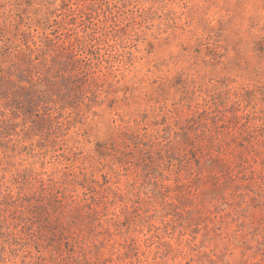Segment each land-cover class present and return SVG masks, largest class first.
Returning <instances> with one entry per match:
<instances>
[{
	"label": "rangeland",
	"instance_id": "1",
	"mask_svg": "<svg viewBox=\"0 0 264 264\" xmlns=\"http://www.w3.org/2000/svg\"><path fill=\"white\" fill-rule=\"evenodd\" d=\"M94 1L0 0L93 45L40 53L51 110L0 91V264H264V0Z\"/></svg>",
	"mask_w": 264,
	"mask_h": 264
},
{
	"label": "trees",
	"instance_id": "2",
	"mask_svg": "<svg viewBox=\"0 0 264 264\" xmlns=\"http://www.w3.org/2000/svg\"><path fill=\"white\" fill-rule=\"evenodd\" d=\"M94 2V0H77V8L70 11L74 13L76 11L83 17L87 14V7L94 4ZM56 37L58 41L47 35L40 36L39 40H34L30 33H24L20 40L10 36H0V42L2 43V45L0 44V59L9 58L13 60V65L7 70L0 66V91L5 94V97L10 99V104L7 103L6 108H10L15 113L23 112L24 115L38 114L40 106L50 109L48 104L52 100L47 93L32 88L45 82V80H42L39 66L36 64V61L40 60V53L49 50L53 51L54 53L50 54L54 59V63L60 62L59 57H63V55L71 57L75 63H80V61L82 62L80 56L86 49V51L92 52L93 45L90 41L83 38L76 37L67 42L60 36L56 35ZM13 68L16 69L14 70ZM76 71L78 72L73 74ZM69 72L70 74L68 73L67 76L63 74V80L69 83L68 86L71 90L74 85L70 87V83L74 82L78 77H87L90 74V69L76 66V68H71ZM49 82L44 83L47 89H57L56 87L52 88L51 84H54L52 80H49ZM10 94L12 96H9ZM15 94H19L20 99L22 98L23 100L14 99L13 95Z\"/></svg>",
	"mask_w": 264,
	"mask_h": 264
}]
</instances>
